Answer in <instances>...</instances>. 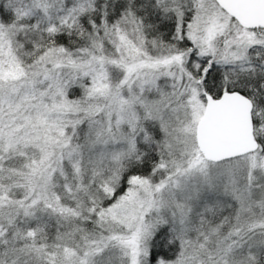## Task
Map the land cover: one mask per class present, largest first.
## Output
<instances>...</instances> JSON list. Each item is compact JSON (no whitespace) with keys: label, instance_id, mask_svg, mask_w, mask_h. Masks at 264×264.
<instances>
[{"label":"snow or ice","instance_id":"1","mask_svg":"<svg viewBox=\"0 0 264 264\" xmlns=\"http://www.w3.org/2000/svg\"><path fill=\"white\" fill-rule=\"evenodd\" d=\"M0 264H264V0H0Z\"/></svg>","mask_w":264,"mask_h":264}]
</instances>
